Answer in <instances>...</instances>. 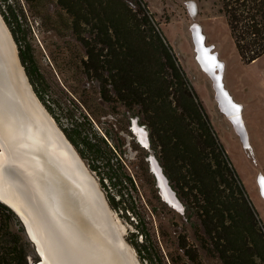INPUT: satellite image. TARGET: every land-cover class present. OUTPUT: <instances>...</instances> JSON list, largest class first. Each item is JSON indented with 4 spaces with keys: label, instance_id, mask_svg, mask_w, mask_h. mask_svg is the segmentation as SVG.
<instances>
[{
    "label": "trees",
    "instance_id": "1",
    "mask_svg": "<svg viewBox=\"0 0 264 264\" xmlns=\"http://www.w3.org/2000/svg\"><path fill=\"white\" fill-rule=\"evenodd\" d=\"M56 1L71 18L73 34L85 50V82H80L84 93L79 97L69 89L71 97L53 93L28 41L31 27L20 0H0V12L40 101L97 174L110 207L134 217L138 233L130 242L143 264H205L204 255L222 264H264L263 222L147 4ZM223 13L242 61L249 64L264 56V0H223ZM88 83H96L101 103L124 118L117 120L118 130L106 126L104 115L89 104L94 87ZM134 117L149 130L151 149L193 229V241L184 223L182 231H176L180 253H171L169 262L145 225L144 216L158 215L157 206L151 200L142 207L135 204L133 192L139 189L125 163L126 142L119 131L130 132L126 119ZM32 257L39 260L23 223L0 201V264H30Z\"/></svg>",
    "mask_w": 264,
    "mask_h": 264
},
{
    "label": "rangeland",
    "instance_id": "2",
    "mask_svg": "<svg viewBox=\"0 0 264 264\" xmlns=\"http://www.w3.org/2000/svg\"><path fill=\"white\" fill-rule=\"evenodd\" d=\"M127 1L133 2V0ZM143 2L153 14L158 27L170 43L198 98L203 103L264 225V197L257 185L259 176L264 175V56L249 64L242 61L223 13V0H143ZM20 4L31 27L28 41L35 51L39 68L51 84L53 93L62 95L64 92L71 97L72 94L69 93L71 90L75 91L77 97L81 96L84 87L80 82L83 84L85 82L81 74V60L85 57V50L73 34L71 18L56 0H36L33 4L20 0ZM197 25L202 26L206 44L212 47L224 65V82L227 89L235 100L243 105L242 116L248 129L253 155L249 154V150H245V145L241 142L230 119L220 110L214 81L209 73L198 65L195 42L191 33L192 28ZM88 85L94 87L88 97L89 104L97 107L99 113L104 115L102 122L106 126H114L118 130L117 120L124 118L112 114L109 104L101 103L96 83H88ZM119 109L123 111L122 107ZM134 120H137L140 128L145 127L149 133L147 127L140 124L136 117L130 118V121L126 119L130 132L119 131L126 142L123 147L126 150L125 163L133 173L139 189V192H133V196L138 207H142L146 200H151L157 206L158 215L151 213L150 216L145 215V225L148 232L159 242L162 254L169 262L171 253H180L176 231H182L184 223L185 231L193 241V229L183 216L185 207L182 210L175 209L160 195L156 177L149 163L150 156H155L156 153L151 146H147L149 149H146L139 142L136 131L131 129ZM147 152L148 156L145 158ZM93 175L107 197L106 188L99 181L97 174L93 172ZM105 183L109 185L108 181ZM118 198L117 196V200ZM111 211L114 222L121 228L125 243L132 249L138 263L143 264L136 248L130 242L135 238L132 235L137 232L134 217L129 219L123 211L112 207ZM37 257L39 258L38 254ZM203 259L205 264H222L218 259L206 255ZM33 263L35 261L32 257L30 264Z\"/></svg>",
    "mask_w": 264,
    "mask_h": 264
},
{
    "label": "bare ground",
    "instance_id": "3",
    "mask_svg": "<svg viewBox=\"0 0 264 264\" xmlns=\"http://www.w3.org/2000/svg\"><path fill=\"white\" fill-rule=\"evenodd\" d=\"M191 33L198 65L207 73H212L209 66L223 69L224 90L237 109L217 90L214 76H218V70L210 76L215 83L217 104L230 119L245 150L253 155L242 118L243 106L227 90L222 61L214 50L215 63L209 60L208 64L202 57V26H195ZM205 45L209 46L206 42ZM0 48L4 56V62L0 58V136L10 153L0 152V191L6 192L19 212H25L37 233L33 237L43 247L45 258L38 264H139L101 190L88 175L85 162L30 90L1 17ZM134 129L142 146H149L145 130L138 124ZM257 185L264 197V175L259 176ZM175 209H179L177 202Z\"/></svg>",
    "mask_w": 264,
    "mask_h": 264
},
{
    "label": "water",
    "instance_id": "4",
    "mask_svg": "<svg viewBox=\"0 0 264 264\" xmlns=\"http://www.w3.org/2000/svg\"><path fill=\"white\" fill-rule=\"evenodd\" d=\"M0 17H1V20H2V22L4 23V25H5V27L7 28V30H8V32H9V35H10V38H11V40L13 41V43L15 44V49H16V54H15V56H16V59L18 60V63H19V65L21 66V68H22V72H23V76L25 77V80H26V82L29 84V86H30V90L32 91V93L34 94V96L38 99V101L43 105V103L40 101V99H39V97L37 96V94H36V92L34 91V88H33V86H32V84H31V82H30V80H29V77H28V75H27V73H26V70H25V68H24V66H23V64H22V61H21V58H20V55H19V50H18V46H17V44H16V41H15V39H14V37H13V34H12V32L10 31V29H9V27H8V25H7V23L5 22V20H4V18H3V16H2V14H1V12H0ZM203 45V46H202ZM13 47V46H12ZM199 47H200V49H202V57L206 60V62L209 64V60H211V62L212 63H215V58H213L214 57V55H216V54H212V47L211 46H208V47H206V45H205V40L203 41V43H200L199 44ZM204 47V48H203ZM13 52H14V47H13ZM0 58H1V60L4 62V56H3V53H2V51H1V48H0ZM14 58V57H13ZM198 58V57H197ZM210 67V69L212 70V73H210L209 71V75L210 76H212L213 77V74L218 70L219 71V73L217 74L218 76H214V80H215V83H216V81H217V90H218V92H221V94L225 97V99L227 100V102H229L230 104H231V106L232 107H234L235 109H237V106H235V105H233L232 103H231V99H230V97L228 96V92L226 91V90H224V84L222 83V74H221V71H223V69L222 68H219V69H216L215 67H216V65L215 66H209ZM215 75V74H214ZM44 106V105H43ZM44 108L46 109V107L44 106ZM46 111H48L47 109H46ZM49 113V112H48ZM50 114V113H49ZM51 115V114H50ZM52 116V115H51ZM53 120H54V123L56 124V125H58L57 124V122H56V120L53 118ZM135 121V122H134ZM133 121V124H132V130H135L134 129V125L135 124H138L137 123V121L136 120H134ZM238 121H239V123H240V125H241V122H240V119H238ZM139 126V125H138ZM58 127H59V125H58ZM60 128V127H59ZM140 128V127H139ZM61 129V128H60ZM141 129H143V130H145V132H146V134H147V137H148V143H149V147H150V139H149V133H148V131H146V129H145V127H141ZM61 131H62V129H61ZM62 133H63V135H64V138L66 139V141L69 143V145H71L72 147H74L73 145H72V143L68 140V138L66 137V135H65V133L62 131ZM137 136H138V134H137ZM139 138V137H138ZM139 142L140 143H142L140 140H139ZM143 147H145V146H143ZM149 147H145V148H149ZM73 149H75V147L73 148ZM76 150V149H75ZM1 151H5L6 152V154L8 155V154H10L9 153V150H8V148H7V146H6V143L4 142V140L2 139V137L0 136V152ZM77 151V150H76ZM77 153H78V151H77ZM78 155V157L81 159V161L83 162L84 160L81 158V156L79 155V153L77 154ZM150 162H151V169H152V171H153V173H154V175H155V177H156V180H157V185H158V188L160 189V195L162 196V198H163V200L167 203V204H169L170 206H172L173 208H175V202H177V207L179 208V209H184V205H183V203L180 201V199L178 198V196H177V194H176V192L173 190V188L171 187V185H170V183H169V180H168V178L166 177V175L164 174V171H163V168L161 167V165H160V163L158 162V160L156 159V157L155 156H150ZM154 163H155V165H154ZM85 165V164H84ZM87 166V165H86ZM85 166V168H86V170H87V173H88V175L91 177V179L96 183V185H97V187H99L100 188V186H99V184H98V182H97V180H96V178H95V176L93 175V172H91L90 171V169H89V167L87 166L86 167ZM7 169L9 170V171H11L12 170V167H7ZM1 190H3V189H1ZM100 190H101V188H100ZM166 191H168L169 192V194H168V192H166ZM1 192L3 193V194H1ZM171 192H172V194H171ZM101 193H102V195H103V198L105 199V201L107 202V205H108V207L111 209V207H110V205H109V203H108V200H107V198H106V195H105V193L101 190ZM0 201L2 202V203H4V204H6L8 207H10L16 214H17V216L20 218V220H21V222L23 223V225H24V227H25V230H26V233H27V236H28V238L31 240V242L33 243V245H34V247H35V250H36V252H37V254H38V256H39V260L37 261V262H35V263H33V264H38V263H40V262H45V258H44V255H43V253H44V251H43V247L41 248V247H39L38 246V241H36L37 239L35 238L34 239V235H37V233L35 232V230H32V228H31V224L30 223H28L29 221L27 220V216H26V214H25V212H19L11 203H10V201H9V199H8V196H7V194H6V192L3 190V191H0ZM171 202L173 203V204H171ZM123 238H124V236H123ZM124 240H125V238H124ZM126 241V240H125Z\"/></svg>",
    "mask_w": 264,
    "mask_h": 264
},
{
    "label": "flooded vegetation",
    "instance_id": "5",
    "mask_svg": "<svg viewBox=\"0 0 264 264\" xmlns=\"http://www.w3.org/2000/svg\"><path fill=\"white\" fill-rule=\"evenodd\" d=\"M137 121V120H136ZM145 148V147H144ZM146 149H149V148H146ZM149 163H150V168H151V162H150V159H149ZM153 172V171H152ZM154 174V173H153ZM155 176V175H154Z\"/></svg>",
    "mask_w": 264,
    "mask_h": 264
},
{
    "label": "crops",
    "instance_id": "6",
    "mask_svg": "<svg viewBox=\"0 0 264 264\" xmlns=\"http://www.w3.org/2000/svg\"><path fill=\"white\" fill-rule=\"evenodd\" d=\"M228 90V89H227ZM230 92V91H229ZM232 96V95H231ZM234 98V97H233ZM238 102V101H237ZM240 103V102H239ZM241 104V103H240ZM242 105V104H241ZM243 106V105H242ZM242 118H243V116H242ZM244 120V119H243ZM244 122H245V120H244ZM246 124V123H245ZM248 130V129H247Z\"/></svg>",
    "mask_w": 264,
    "mask_h": 264
}]
</instances>
